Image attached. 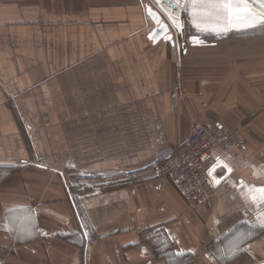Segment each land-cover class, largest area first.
Returning a JSON list of instances; mask_svg holds the SVG:
<instances>
[{
  "label": "crops",
  "instance_id": "0c3cea01",
  "mask_svg": "<svg viewBox=\"0 0 264 264\" xmlns=\"http://www.w3.org/2000/svg\"><path fill=\"white\" fill-rule=\"evenodd\" d=\"M147 4L0 0V264H264V206L239 186H264V55L153 42ZM202 121L247 127L234 154L214 151L231 182L193 209L145 169ZM12 216H31L32 234Z\"/></svg>",
  "mask_w": 264,
  "mask_h": 264
},
{
  "label": "snow or ice",
  "instance_id": "6c2138e0",
  "mask_svg": "<svg viewBox=\"0 0 264 264\" xmlns=\"http://www.w3.org/2000/svg\"><path fill=\"white\" fill-rule=\"evenodd\" d=\"M164 12L167 14L173 27L182 33L184 23L181 20V13H186L197 33L213 32L216 35L227 34L229 31L235 30H260L264 31V0H155ZM148 14L156 21L158 28L154 29L149 38L155 42L159 37L166 41H171L172 37L158 14L150 8L147 9ZM194 45L202 44L197 35L191 37ZM74 167V165H70ZM217 169L225 172L223 176L217 175ZM232 172V168L221 157H215V163L207 170L209 183L219 185L222 181H229L228 173ZM259 173L254 172V175ZM234 183V182H233ZM241 187V195L246 202L257 205L258 208L264 206V186L257 187L256 185H245L244 181L239 182ZM10 213H15L18 209L7 210ZM10 219L15 222L20 221V231L32 234L34 224L31 216L16 217ZM254 227L264 228V211H259ZM82 227L87 225L82 224ZM7 231H13V228L6 227ZM84 235H88L87 232ZM243 242V235L234 242L232 248L221 259L230 260L235 257L240 251L239 244ZM181 252H176L173 255L179 256Z\"/></svg>",
  "mask_w": 264,
  "mask_h": 264
},
{
  "label": "built area",
  "instance_id": "2783aa9c",
  "mask_svg": "<svg viewBox=\"0 0 264 264\" xmlns=\"http://www.w3.org/2000/svg\"><path fill=\"white\" fill-rule=\"evenodd\" d=\"M244 144L245 138L238 130L210 121L196 122L180 145H166L145 171L172 181L187 204L196 209L208 203L216 189L209 183L207 175V170L214 163V151L234 154ZM33 164L48 167L44 156H39Z\"/></svg>",
  "mask_w": 264,
  "mask_h": 264
},
{
  "label": "water",
  "instance_id": "95a60500",
  "mask_svg": "<svg viewBox=\"0 0 264 264\" xmlns=\"http://www.w3.org/2000/svg\"><path fill=\"white\" fill-rule=\"evenodd\" d=\"M152 4H147V9H151L156 12L160 17L161 21L167 25L168 31L172 37L178 39L181 47L184 48V52L199 58H204L205 55H217L228 50L241 49V47H252L255 45L264 46V31L260 30H231L227 34L216 35L213 32L208 33H197L196 29L192 27L190 20L186 13H181V20L184 23V28L182 33L173 27L171 21L169 20L167 14L164 10L157 5L155 0H150ZM149 18L154 24V29L158 28L156 21L148 14ZM151 31V33L153 32ZM150 33V34H151ZM176 34V35H175ZM197 35L204 42L202 44L194 45L191 41V37ZM150 36V35H149ZM162 36L159 37L155 42L162 40ZM171 39V40H172ZM164 40V39H163ZM166 41V40H165ZM236 47V48H235Z\"/></svg>",
  "mask_w": 264,
  "mask_h": 264
},
{
  "label": "rangeland",
  "instance_id": "374dc122",
  "mask_svg": "<svg viewBox=\"0 0 264 264\" xmlns=\"http://www.w3.org/2000/svg\"><path fill=\"white\" fill-rule=\"evenodd\" d=\"M148 1H150V0H148ZM150 3H151V1H150ZM261 47H264V46H262V45H255V46H252V47L243 46V47H241V49H237L235 47L236 48L235 50H231L230 49V50H228L226 52H222L221 54H217V55H205L204 58L205 59H220V60L241 59V58L243 59V58H250V57L259 58V57L264 55V54H262V48ZM246 127L247 126H244L243 129H245ZM243 129H241V127H239V128H232L231 130H238V131H240L243 134V131H242ZM67 169L68 168H66V173H68V174H70V176H72V174H75V173L79 174L78 170L80 168L76 167V168H73V169H70V170H67ZM100 178L101 177H99V176L98 177L95 176L94 179H92L91 181L92 182H95V181L99 182L101 180ZM104 178H106V177H104ZM112 180H114V181H112ZM116 180H118V179H112L111 178L108 181H104V182H105V185L114 186V185L118 184V181H116ZM75 181L79 182V180H74L73 183H75Z\"/></svg>",
  "mask_w": 264,
  "mask_h": 264
}]
</instances>
